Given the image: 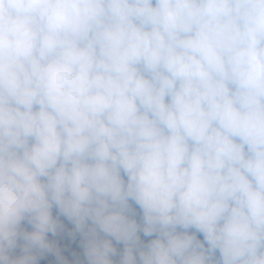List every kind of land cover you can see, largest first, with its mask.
Returning <instances> with one entry per match:
<instances>
[{
  "label": "clouds",
  "instance_id": "9594fccd",
  "mask_svg": "<svg viewBox=\"0 0 264 264\" xmlns=\"http://www.w3.org/2000/svg\"><path fill=\"white\" fill-rule=\"evenodd\" d=\"M0 264H264V0H0Z\"/></svg>",
  "mask_w": 264,
  "mask_h": 264
},
{
  "label": "trees",
  "instance_id": "16d2710c",
  "mask_svg": "<svg viewBox=\"0 0 264 264\" xmlns=\"http://www.w3.org/2000/svg\"><path fill=\"white\" fill-rule=\"evenodd\" d=\"M65 223L67 224V221H65ZM69 227H71V225H68ZM142 239H146V238H143L142 237ZM78 243H79V238H77V240H76V242H75V245L73 246L74 248H78L79 250H80V252H79V254H80V256L82 257V248H80L79 246H78ZM117 247H118V249H121L122 247H123V245H117Z\"/></svg>",
  "mask_w": 264,
  "mask_h": 264
},
{
  "label": "rangeland",
  "instance_id": "374dc122",
  "mask_svg": "<svg viewBox=\"0 0 264 264\" xmlns=\"http://www.w3.org/2000/svg\"><path fill=\"white\" fill-rule=\"evenodd\" d=\"M72 250L75 251L77 254H79V252H80V250L78 248H74L73 246H72ZM69 259H72V257L70 256Z\"/></svg>",
  "mask_w": 264,
  "mask_h": 264
}]
</instances>
